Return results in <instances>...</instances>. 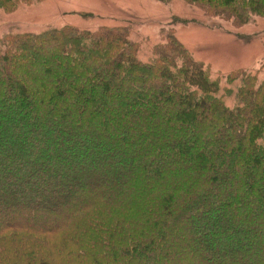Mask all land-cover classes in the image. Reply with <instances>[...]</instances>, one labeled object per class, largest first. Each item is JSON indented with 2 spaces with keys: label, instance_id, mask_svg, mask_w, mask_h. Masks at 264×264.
Here are the masks:
<instances>
[{
  "label": "trees",
  "instance_id": "trees-1",
  "mask_svg": "<svg viewBox=\"0 0 264 264\" xmlns=\"http://www.w3.org/2000/svg\"><path fill=\"white\" fill-rule=\"evenodd\" d=\"M181 1L235 26L264 18V0ZM166 37L148 63L121 28L0 37V264H264L255 240L218 257L201 226L222 210L221 231L258 223L249 229L264 242V82L240 73L228 77L236 93L221 89ZM104 140L107 164L89 150ZM126 152L128 168L113 160Z\"/></svg>",
  "mask_w": 264,
  "mask_h": 264
},
{
  "label": "rangeland",
  "instance_id": "rangeland-1",
  "mask_svg": "<svg viewBox=\"0 0 264 264\" xmlns=\"http://www.w3.org/2000/svg\"><path fill=\"white\" fill-rule=\"evenodd\" d=\"M63 27L92 32L103 27L121 28L127 32L133 43L140 46L139 60L144 63L153 59L155 47L165 43L166 35L173 34L195 61L208 68L212 80L219 82L221 89L236 93L235 87H230L228 77L240 73L256 76L258 84L264 82V18H252L245 25L235 26L225 19L208 17L199 7L181 0H173L170 3L159 0H32L30 2L25 0L12 12L0 10V37L7 33H43L52 28ZM224 100L229 107L235 104L234 96L226 97ZM5 114L6 112H0V116ZM98 123L92 125L96 131L98 125H102ZM17 125L24 127V134L30 132L31 126H24L21 121H18ZM56 126L61 129L60 126ZM45 130L46 128H42L41 132ZM97 140H103L102 136L98 135ZM107 142L110 144L109 140L103 141L104 150L99 149L95 143L89 147V150L98 151L102 164L109 163L107 158L102 157L110 149ZM45 149L48 147H42L40 150L47 152ZM26 155L29 158L30 152H26ZM132 155L128 152L121 155L115 153L113 160L121 162L128 168L131 165ZM87 159L83 161L87 165L86 168L98 166L92 163L90 157ZM75 160L78 162L77 159ZM76 164H79V169L85 168V165L82 166L79 162ZM68 169L70 168H60L59 173L55 169L53 170L55 173L52 172L50 175L61 176ZM65 187L59 191L64 193L67 190ZM32 201L33 198L30 197L27 202H18L19 206L15 207L14 212L26 211L27 208L23 207V204ZM77 202L73 201L70 205ZM218 214H222V210L210 209L207 211V215L210 216L209 221L204 224L200 222L205 232L213 233V239L203 242L204 246L218 257L229 255L231 257L234 254L228 250V246L240 245L247 248L254 240L258 245L264 244L261 240L254 239L249 229L258 228L260 224L246 222L240 227L241 223L233 220L230 221L231 230L223 232L220 227L225 224ZM229 215L231 216L230 211H226L227 219ZM57 220L56 217L53 222ZM45 222V219L38 221V223ZM256 257L250 260L251 263L260 262Z\"/></svg>",
  "mask_w": 264,
  "mask_h": 264
}]
</instances>
